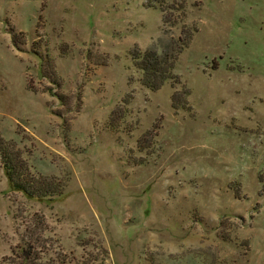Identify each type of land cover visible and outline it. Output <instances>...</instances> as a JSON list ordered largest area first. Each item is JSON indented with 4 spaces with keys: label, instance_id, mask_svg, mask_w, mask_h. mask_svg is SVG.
I'll return each instance as SVG.
<instances>
[{
    "label": "rangeland",
    "instance_id": "374dc122",
    "mask_svg": "<svg viewBox=\"0 0 264 264\" xmlns=\"http://www.w3.org/2000/svg\"><path fill=\"white\" fill-rule=\"evenodd\" d=\"M148 48L176 54L156 90ZM27 245L29 264H264V0H0V264Z\"/></svg>",
    "mask_w": 264,
    "mask_h": 264
},
{
    "label": "trees",
    "instance_id": "16d2710c",
    "mask_svg": "<svg viewBox=\"0 0 264 264\" xmlns=\"http://www.w3.org/2000/svg\"><path fill=\"white\" fill-rule=\"evenodd\" d=\"M184 44H186V42L182 43V45ZM175 58L176 54H174L172 57H166L159 54L154 48H148L142 54L135 56V64L139 69H141L143 73L141 80L142 84L149 87L151 90L158 89L166 79L174 76L172 73V66ZM15 175L19 176L18 174ZM8 178L14 188L23 191L28 196L43 197L61 193L58 191V189L53 187L54 185H48L47 183H42V185L36 188V191H34V187L30 186L29 183L25 182L24 179L21 180L20 177L15 178L12 171L8 172ZM28 246L29 245L22 247L18 251V254L22 259V264H29V261H31L30 255L32 252H30Z\"/></svg>",
    "mask_w": 264,
    "mask_h": 264
}]
</instances>
